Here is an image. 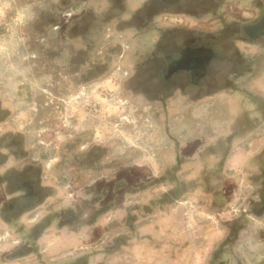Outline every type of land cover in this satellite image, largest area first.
Returning <instances> with one entry per match:
<instances>
[{
    "label": "rangeland",
    "instance_id": "obj_1",
    "mask_svg": "<svg viewBox=\"0 0 264 264\" xmlns=\"http://www.w3.org/2000/svg\"><path fill=\"white\" fill-rule=\"evenodd\" d=\"M142 1L54 0V25L57 27L49 25L44 19L39 23L38 29L33 30L30 18L34 14V5L29 0H0V63L4 64L3 69L7 70L10 77L22 76L31 80L32 89L24 86L22 92L27 95L31 90L35 109L30 120L37 128L31 132L32 135L30 131L29 134H23L28 139L36 136L34 141L37 147L29 144L31 154L39 156L49 152L53 158L49 165L39 166L45 176L43 186L37 189L39 199L48 192H53V196L38 208L25 212L17 223L14 220L8 224L0 221V236L7 238L0 239V261L7 251L20 245H29L41 252L48 249L46 252L49 257L42 253L41 258H48L54 264L76 260L85 250L107 249L117 245L116 236L125 232L128 234L127 217L135 214V236L124 240L125 245L119 247L113 260L111 261V257L106 260L99 253L89 257L88 262L127 264L136 250H139L138 254L141 256L143 251L140 246H143L145 240L140 243L138 239L141 238L136 236L146 232V229H142V222L148 221L150 217L166 216L171 223L164 227L167 234H174L176 230L184 233L180 241L176 242L171 238L168 242L173 252L175 245H178V251H182V258L178 263L189 264L193 261L200 264H220L221 261L224 264L219 254L218 259H214L217 253L213 249H222V244L228 241L223 239L227 233L232 238L228 243L233 244L242 227L237 222L242 218H255L261 204H264V175H252L264 173V144L259 149L261 165L258 162L250 164L231 158L244 141L243 136L232 138L230 152L223 159H214L212 152V155H203L199 161L193 150L202 142L209 143L207 128L204 125L196 127L195 136L191 130L182 134V131H188L189 125L195 122L216 124L217 133L223 136L229 132L237 133L234 124L258 122L264 127V105L262 112H254V102L250 98L251 93L257 94L262 89L264 91V64L253 65L251 59L245 61V56H254L262 50L242 45L234 48L233 42L229 41L214 43L220 54V64L214 65L210 79L214 87L224 83L236 88L240 95L236 93L234 96V101L238 102L232 105L234 107H228L225 96L202 98L189 92V88H186L189 93L186 97L175 94L161 100L160 95L155 96V89L150 90L149 96L143 95L134 90L140 88L135 80L141 76L143 85H148L149 78L142 76L145 75V58L153 55L154 51L151 50L159 41V28L179 25L203 29L215 25L209 23V26L208 18L200 17L191 21L181 15H157L142 25V18L139 16L142 15L141 12L134 13ZM230 1L232 3H227V7L219 6L216 11L225 21L230 18V12L226 8L233 11L239 5L235 0ZM49 2L39 1V10L46 11ZM186 4L187 2L180 4L177 9H187ZM84 5L94 8L92 11L99 15L102 25H98L95 31L92 24L93 27L90 28L93 31L82 36L81 40L80 36L71 34L64 20L68 18L66 13L83 12L81 10ZM94 13L86 14V20L89 21ZM181 27L175 32L162 35L164 38L172 36L173 39L168 44L181 46L195 38L198 39V44L210 42L206 31L186 32ZM228 33L230 35V29L220 34L227 38ZM262 42L264 43V38ZM85 45L87 54L80 51ZM69 57L71 61L68 60ZM226 57L233 58L231 64H226ZM105 58L109 59L108 64L100 69L107 68L108 72L100 76V79L88 80L91 76L87 73L88 70L91 71L89 64L80 65L79 62L83 59L103 61ZM223 58L226 59L225 63H222L225 60ZM133 71L137 72L135 80H129ZM7 88L13 91L14 85L7 84ZM15 103L10 101L7 105L4 104L9 117L13 115L10 112ZM93 103H96V111L93 110ZM256 107L258 108L257 104ZM163 124L170 126L166 141L160 140L158 130ZM196 136L200 137L197 141L188 140ZM41 137L49 141L48 145L39 142ZM206 144L200 151L206 152ZM178 151L186 157L184 166L187 169L177 172V178L181 182L177 188V198L167 203L165 209L153 210L151 215H142L140 210H132L134 203L159 200L160 194L169 193L174 181L171 178L157 180L172 167ZM219 152L221 150H216L215 153ZM140 154H149V157L143 159ZM192 154V166L197 167L193 172L189 170L192 167H188V158ZM218 167L221 171L217 174H224L216 178L213 174ZM227 167L229 173L225 172ZM14 168L19 169L21 166ZM7 179L9 189L16 186L15 182L19 180L14 172H10ZM192 181L194 188L185 189L184 185ZM142 185L144 190L135 194L126 193L127 187L137 188ZM193 198L198 202L187 203ZM221 201L222 204L219 205ZM9 215L8 213L6 218L9 219ZM37 219L40 223L34 226ZM48 223L50 226L41 239H34L36 233L42 231L41 227ZM210 232L217 238L211 249L208 248L206 238ZM152 236L155 238L153 240L158 239L154 234ZM18 253L30 254H25L27 252L24 248ZM79 260L80 263L84 261L81 258ZM163 263L174 264V261L168 258Z\"/></svg>",
    "mask_w": 264,
    "mask_h": 264
},
{
    "label": "crops",
    "instance_id": "obj_2",
    "mask_svg": "<svg viewBox=\"0 0 264 264\" xmlns=\"http://www.w3.org/2000/svg\"><path fill=\"white\" fill-rule=\"evenodd\" d=\"M39 1H42V0H29V2L34 5V14L30 18V24L31 26H33V30L38 29L40 19H43L44 17L47 18L50 13L52 14L53 11H55V6L53 4L54 0H47V1H50L49 2L50 4H49V7H47V10L46 11L44 10V12H42L43 9L39 10L40 8L38 5ZM156 1H159L160 4L162 3L163 6L161 7L160 5V7L156 8L154 11H151V10H148V3L150 2V0H143L142 3L137 8V10H135L134 13L138 14L139 12H141L142 14V15H139L140 18H142V25L154 19L157 15H158L157 17H159V15H162V16L163 15H181V16H185L186 18L188 17V19H190L191 21L193 19L197 20L200 17L208 18L207 24L209 25V23H212L213 25H215V27H207V28L199 29L193 26L188 28L184 26L181 27L179 25L178 26L171 25L172 26V27L170 26L171 28H165V27L159 28L158 43L160 44L157 43L154 45L153 49L151 50L152 52L154 51L153 53L151 52L153 54L152 56L159 54L160 49H162L164 45H166L167 42L173 39L172 36L167 35L164 38L162 35L168 34L170 32H175L177 28L181 27V29L185 30L186 32L206 31V33L208 34L207 36L208 37L210 36L208 38V41L210 42L208 44H202V43L198 44V39L195 38L194 40L191 39V41L186 42L184 43V45H181V46L171 45V44L166 45L165 54L168 57V60H166V62L168 63L173 62V60H178L179 56L181 55V51L186 46L190 48H195V47L197 48L198 46L204 45L206 47H210L216 53V47L214 45L215 42L229 41V43L233 42L234 48L239 47L241 45L243 47L246 46V47H253L257 49L259 48V50H262L263 52L261 51L255 54L254 56H245V61L248 62V60L251 59L252 60L251 64L253 65L264 64V43L262 42V39L264 38V0H235L236 3L237 2L239 3V5L237 4L236 8H234L233 11H229L228 8H226V10L230 12L229 13L230 18L227 19L226 21L224 20L223 16L221 14H218V12L216 11H218L219 6L227 7V3H232L230 0H180V1L179 0H169L167 2L163 0H156ZM84 2H86V0H84ZM111 2H113V0H111ZM186 2H187L186 5H188L187 9H182V8L177 9V7L180 4L184 5V3ZM93 9L94 8H91L88 5H84L83 10L81 11H85V10L87 11V10H93ZM91 12H95V11H91ZM90 26H88L84 31L86 36L87 34L93 31V29H91ZM227 29H230L231 33L230 35L228 33V37L226 38L224 35L222 36V34L220 33L225 32ZM243 29L245 31H243ZM30 34L33 35V32H31ZM80 38L82 40V36ZM196 42L197 44L194 45V43ZM88 48L90 49L92 48V46ZM81 50L84 51V54L88 53L86 45L81 47L80 51ZM155 51H157V53ZM148 57L145 59L146 60L150 59ZM109 58H111V56ZM227 59L228 61H226L225 59L222 61V63H225L226 61V64L228 65L231 64L232 63L231 60L233 58L231 59L230 57V59L229 58ZM71 60L72 59L70 58L69 61ZM108 60H106V58L103 61L102 60L93 61V60L83 59V61L79 63L80 65L89 64V69H91L92 72L88 70L87 73L91 75L88 77V80H93V79H100V76L108 72L107 68L100 69L108 64ZM110 62H112V60ZM3 67H4V64L0 63V70H3V72L0 71V88H1L0 89L1 90L0 92V192L2 193V201L0 202V209L4 206L3 213L6 216L4 214L2 215L0 214V221L3 224H8L12 220H14L17 223V221L21 219L24 213L28 211V209L27 210L24 209V211L21 210L15 215L11 216L10 214L9 219L6 218L7 214L9 213V210L7 211V206L9 204L8 201L12 198L11 195H15L17 193L19 194L23 191H28L25 186L26 184L25 177H28V176H35V178L37 177L39 180L38 186L42 187L43 186L42 180L45 175H43L39 166L43 167L44 164L49 165V163L52 162L53 158L50 157L51 155H49V152H45L43 154H40L39 156H37L36 154L35 155L31 154L30 145L33 146L34 148L37 147L34 141V138H36V136H33L34 138L28 139L29 137L28 136L25 137L23 134L24 132L26 134H29V131L31 133L33 130L37 128V126H35L34 124H31L32 120H30L31 115L34 114L33 109H35L33 106L34 105L33 100H32L33 95L31 94V90L29 94L27 95L23 94L22 92V89L24 88V86H28L29 89H32L30 87L31 80L28 78H24L22 76L10 77V75H8L9 73L7 72V70L3 69ZM11 83L14 85L13 91L8 90L10 88H7V84H11ZM260 91L261 92H257V94L251 93L250 95V98H252L254 102V112H259V111L262 112V108L264 105L263 104L264 103V98H263L264 91L263 89ZM236 93L238 94L235 87H228L227 85L222 83L221 86L216 85L210 91L206 93L198 94L196 96H199L202 98H205V97L208 98V97H213L217 95L225 96L227 98V105L229 108H231V107H234L232 105H236L238 103L234 101L233 99L234 96H236ZM175 94L180 97L187 96L183 94L181 90L177 89V90H174L172 94L160 95L159 97L161 100H164L166 97H170ZM10 101L16 102L15 104H12V107L14 108H13V111L10 112L13 114L11 117H9L7 113L8 112L7 107L5 106ZM256 104L258 105V108L256 107ZM124 106L127 107V105H124ZM118 108L124 109L125 107H118ZM165 112L166 110L163 111V115H165ZM203 125L207 128L206 132L210 135H209V143L202 142V144L201 143L199 144V147L193 150V153H196L199 161L202 159L203 155H206L207 153L212 155V152H214L213 153L214 159H218V160L223 159V157H225L227 154H229L228 152H230L229 146L233 144L232 138L243 136L244 141H242L239 147L236 148V151L233 154V157L231 158L233 159L236 158L239 161L244 160L246 163L250 162V164L254 162L255 163L260 162V159H259L260 150L259 149H262L263 148L262 145L264 144V127L262 124H259L258 122L257 123L249 122V124H234L235 125L234 128H237V133L229 132L228 135L226 134L223 136L222 134L217 133L216 131L217 129L215 126L216 124H203V123L195 122V124L189 125L190 129L188 131H186L187 129L182 131V134L184 133L186 134L191 130L193 131L191 132L192 135L194 134L195 136L194 131H197L196 127L201 128ZM168 127L170 128V126H168L167 124H163L162 127L158 128L160 132V140L164 139V141H166V138H167L166 135L168 134V132H170ZM161 134H162V137H161ZM197 138L199 139L200 137L196 136V138L195 137L188 138V140L197 141ZM39 142L45 143L46 145H48L47 143H49V141L44 140L42 137L39 139ZM205 144L208 147L206 152L200 151L201 148ZM164 145L166 146V144ZM216 150H219V151L221 150V152L215 153ZM32 152H34L33 148H32ZM177 153H178V159L180 160L178 171L187 169V166H184V161H186V157L181 152L179 153V151ZM139 156H142V158L144 159L146 157H149V154L148 155L140 154ZM193 157L194 155L188 158V161H190V164L188 167L190 166L192 167L191 169H189V170H192V172L193 170L195 171L197 169V167L195 168V166H192ZM17 165H20L21 168L19 169L14 168ZM258 165H261V163H259ZM218 169L220 170V167H218ZM228 169H229L228 167L225 168L226 173L230 172ZM10 172H14L18 176H22V175L24 176L22 177L20 181L21 185L23 184L24 189L23 187L19 185H17L13 189L12 188L9 189L7 178ZM223 174L224 173L222 172V174H220L219 176H223ZM258 174L264 175L263 172H259L255 174L252 173V175H256V176ZM52 194L53 192L46 193L44 196H42L39 199V202L33 207H31L29 210H34V208H38V206L43 204L47 199L51 198L53 196ZM192 200H188L187 203L194 204L195 201L198 202V200L195 198H193ZM221 204H222V201L219 203V205ZM259 209L260 210L257 211L255 218L252 217L251 220H247V218H242L239 222H237L240 225V227L241 226L242 227L238 230L236 238H234L233 240V244H231V242L230 244L228 243L229 240H232V238L229 235V233H227L226 235L228 236L226 237V235L224 234L223 239H228V241H226L227 243L224 242V245L222 244V249L219 247H215L213 249V251L217 253L216 256L218 255V253H220L219 257L223 258L224 264H264V204H261ZM169 219L166 216L165 217L160 216V217H154V218L150 217L148 221L142 222V229H146V232H143L146 234V237H144V239H139L141 241L145 240L143 246H140L143 252L140 253L141 256L138 254L139 250H136L135 252H133V257L132 256L130 257V262H128L127 264H160V263L165 264L163 262L167 260L168 258H171L174 261V264L178 263V261L182 258V251L181 250L178 251L179 247L178 245H175L174 246L175 252H173L168 242H170L171 238L174 239V241L176 242L180 241V239L183 238L182 234L184 233H181L182 231L176 230L174 234H167L166 230H164L165 229L164 227L171 225V223L169 222L170 221ZM155 220H157V222ZM39 221L40 220L37 219L36 222H34V226L35 224L38 225L40 223ZM150 225H152L151 226L152 233L150 232ZM248 225L249 226L253 225L254 227L251 226L250 228ZM49 226H50V223L42 226L41 227L42 231H40V233L39 232L36 233L34 239L36 240L41 239V237L44 235L45 230ZM156 227L158 230H156ZM152 234L157 236L158 239L153 240L155 238L154 236H152ZM213 236L214 235L212 234V232L206 235V238L208 239V248L210 247V249L216 244L215 241H217V238H214ZM0 239L7 240L6 236H2V235L0 236ZM141 241L139 242L142 243ZM151 241L156 242L154 243L155 246L153 244L150 245ZM23 248L27 252L25 254L30 253L31 257H29L30 254L24 255L22 253H18ZM47 250L48 249L42 250V252L37 251V250L35 251L29 245L24 246V247H22L21 245L14 246L12 250H9L6 252L7 254L5 255V257H3L4 259L0 261V264H54L52 261L48 260V258L47 260L46 259L43 260L41 258V255L43 256L42 253H46L47 257H49L48 253L46 252ZM87 252L89 251L85 250L84 252H82L79 256H77L78 259L84 257V255ZM22 258H25V259H22ZM90 258H91V255H90ZM75 259L77 260V258ZM76 260H72V262L71 260H69L67 264H72V263L74 264V261ZM88 260L89 258L85 259L84 263L82 264H102V262H98V261L94 263L89 261L91 262L89 263ZM64 264H66V262ZM78 264H81V263L79 262ZM178 264H181V263L179 262ZM189 264H200V263L198 262L193 263L192 261V263L190 262Z\"/></svg>",
    "mask_w": 264,
    "mask_h": 264
},
{
    "label": "flooded vegetation",
    "instance_id": "obj_3",
    "mask_svg": "<svg viewBox=\"0 0 264 264\" xmlns=\"http://www.w3.org/2000/svg\"><path fill=\"white\" fill-rule=\"evenodd\" d=\"M118 1V0H117ZM165 2L169 0H163ZM180 1V0H179ZM114 2V0H113ZM163 6L162 3L160 4L159 1L156 0H150L148 3V10L154 11L156 8ZM53 6V5H52ZM92 10H85L78 14H72L67 13L66 15L68 18L66 19V25L69 26L68 29L73 33L74 35L78 36H84L85 35V29L88 26H92L94 24L93 29H97L98 25H102V20L98 17L99 15L95 14L94 12H91ZM88 13H94L93 17H90V20H86V14ZM46 19L48 21L49 25H52L53 27H57V25H54V14L50 13L47 18H43L39 20V23L44 21ZM65 21V20H64ZM100 25V26H101ZM99 26V27H100ZM93 27V26H92ZM243 31H245L243 29ZM166 45H169L168 42ZM160 49L158 56H151L150 59L146 60V69L144 70V74L142 76H146L148 74L150 75H156L155 77H158V72L151 73L150 70L152 68H157L158 70H162V67L164 64L166 65V72L165 77L166 80L158 82L148 79V85H143V81L141 76H139L136 80V71H133L131 76H129V80H135L136 85H138L140 88H134V90L142 92L143 95H150V90L155 89L156 93L155 96L158 95H166V94H172L174 90H181L183 94L189 95L186 88H189V92L198 95L202 93H206L210 91L214 85L212 83V80L210 79V74L212 72V69L214 65L220 64V54L219 52L213 51L210 47L206 46H198L197 48H190L186 46L182 51L181 55L179 56L178 60H173V62H166L168 60L167 55L166 57L161 56L162 51L166 52L165 46ZM161 53V54H160ZM70 60V57L68 58ZM179 61V62H177ZM159 63V64H158ZM157 64V65H156ZM154 65H156L154 67ZM137 70V69H136ZM140 75V74H139ZM22 176H18L19 180L15 182V184L23 187V184L21 185V179ZM26 179V189L28 191H23L21 193H17L15 195H11L12 198L8 201L9 204L7 206V211L9 210V214L15 215L19 211L24 209H30L34 205H36L39 202V197L37 193L38 186V178L35 176H28L25 177ZM16 185V186H17ZM16 186H13L15 188ZM12 188V189H13ZM24 189V187H23ZM22 198H25L26 200L23 201ZM35 200V201H34ZM4 206L0 209V214H4Z\"/></svg>",
    "mask_w": 264,
    "mask_h": 264
},
{
    "label": "trees",
    "instance_id": "obj_4",
    "mask_svg": "<svg viewBox=\"0 0 264 264\" xmlns=\"http://www.w3.org/2000/svg\"><path fill=\"white\" fill-rule=\"evenodd\" d=\"M161 54V53H160ZM166 54H165V51H162V54H161V56H163V57H166L165 56ZM154 56H158L157 54L156 55H154ZM153 56V57H154ZM159 64V63H158ZM166 64V63H165ZM164 64V66L162 67V70L160 71V70H158L157 68H152L151 70H150V72L151 73H156V72H158L159 74H158V77H155L156 75H150V74H148V75H146V77H148L150 80H153V81H158V82H162V81H164V80H166V77H165V72H166V65ZM157 65V64H156ZM156 65H154V67L156 66ZM146 80H147V78H146ZM176 144V143H175ZM179 162H180V160L178 159V153H176L175 154V156H174V164L172 165V167L168 170V171H166L165 172V174L164 175H161L159 178H158V180L157 181H160V180H163V179H166V178H171V180L172 181H174V186L172 187V189L169 191V193H163V194H160V198H159V200H155V201H149V202H147V203H142V204H136V203H134L133 205H132V210H140L141 212H142V215H151L152 214V211L153 210H160V209H165V206H166V204L167 203H170L173 199H175V198H177V196H178V194H179V191L177 190V188L179 187V185L181 184V182L178 180V178H177V172H178V168H179ZM216 171L217 172H215L214 174H213V176L214 177H216V178H218V177H221V176H219L220 174H217L218 172H219V169L218 168H216ZM204 174H205V176L207 177L208 175L204 172ZM154 182H156V181H154ZM145 186H147L146 184H145ZM184 188L185 189H192V188H194V181H192L190 184H188V185H184ZM142 190H144V186L142 185V186H138L137 188H129V187H127V189H126V193H129V194H135L136 192H139V191H142ZM23 199V201L24 200H26L25 198H22ZM35 201V200H34ZM118 204V203H117ZM135 215V214H134ZM134 215H132V214H129V216L127 217V230H128V234H126V232L123 234V233H121L120 235L118 234V236H116V240H117V245H114V246H110V248H103V249H98V250H93V251H89V252H87L85 255H84V257H82L81 259L83 260L84 259V261H85V259H88L89 257H90V255L92 256V255H95V254H99V253H101V254H103L104 255V257H105V259L107 258V257H111V261L113 260L112 258L115 256L114 254L116 253V251L119 249V247L120 246H122V245H125L124 244V240H126V238H132L133 236H135V233H136V227H135V224L133 223L134 221H135V216ZM144 235V236H143ZM136 237H138V238H141V239H144V237H146V234L145 233H142V234H140V235H137ZM127 239V240H128ZM139 240V239H138ZM139 241H141V240H139ZM151 243L153 244V245H155L154 243H156V242H153V241H151ZM131 245V244H130ZM24 246H26V245H24ZM219 255H220V253H218ZM111 255V256H110ZM218 256V255H217ZM217 256H215V258L214 259H218V257ZM107 260V259H106ZM109 260V259H108ZM81 262V260H79V259H77L76 261H74V264H77L76 262ZM84 261L82 262V263H84ZM72 262V261H71ZM81 263V264H82ZM66 264H67V262H66ZM73 264V263H72ZM220 264H222V262L220 261Z\"/></svg>",
    "mask_w": 264,
    "mask_h": 264
},
{
    "label": "built area",
    "instance_id": "obj_5",
    "mask_svg": "<svg viewBox=\"0 0 264 264\" xmlns=\"http://www.w3.org/2000/svg\"><path fill=\"white\" fill-rule=\"evenodd\" d=\"M92 106H93V110H95V111H96V110H97V109H96V107H97V106H96V103H93V105H92Z\"/></svg>",
    "mask_w": 264,
    "mask_h": 264
}]
</instances>
